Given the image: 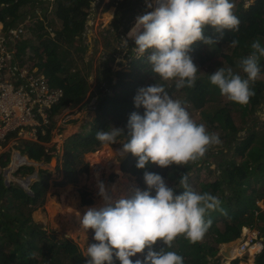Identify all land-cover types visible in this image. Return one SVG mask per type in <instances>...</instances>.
<instances>
[{
	"label": "trees",
	"instance_id": "1",
	"mask_svg": "<svg viewBox=\"0 0 264 264\" xmlns=\"http://www.w3.org/2000/svg\"><path fill=\"white\" fill-rule=\"evenodd\" d=\"M143 2L144 0H111L104 9L114 5L117 24L122 25L123 32H126ZM231 2L234 4L233 13L240 21L238 30H224L221 36L210 27L206 28L205 35L211 36L217 43L205 45L197 42L192 46L189 55L198 68L195 84L191 88L177 90L175 80L162 81L152 72L147 61L150 52L138 59L132 51L128 55L126 69L112 68L115 55L120 48L112 46L107 40L103 41V48L108 53L101 63V69L96 70L94 87L91 89L87 77L89 63L82 58L86 44L81 39L91 0H51L53 11L47 15L43 14L45 8L41 5L45 3L48 5L49 0H0V21L3 22L4 28L20 22L27 28L16 41V51L21 64L35 66L44 74L50 86H60L63 89V97L52 108V113L59 112L68 103L74 106L86 98L84 102L95 95L97 97L90 132H85L84 134L88 133L85 136L79 132L73 133L62 142L60 161L62 176L60 180L52 181L53 186L74 184L77 178L76 171L87 170L88 164L85 162L80 167L77 164L76 170L72 165L75 161L82 162L83 153L93 152L96 146L102 144L96 140L98 131H107L114 127L124 130L127 135L126 125L130 114L144 113L142 107L137 109L134 106V97L138 89L156 83L163 85L169 96L178 100L182 106L186 107L191 103L193 107L199 109L204 125L210 133L217 134L220 138L224 136L223 143L212 144L202 158L187 165H173L161 169L150 164L141 170L136 167V158L129 153L120 166L123 172L134 177L141 191L147 190L144 182L145 171L159 174L177 194L184 190L180 181L181 177L186 175L187 183L193 191L201 194L210 193L218 199V207L205 216L206 222L210 220L211 223L201 240L191 243L183 236H178L171 248L162 242L154 246L157 251L161 249L175 251L183 257L184 264H220L217 256L220 246L239 238L243 227L258 226V235L263 236L264 240V210L258 206V201L264 202V122L258 121V117L255 116V111L264 101V82L258 78L251 82L250 89L255 95L250 98L247 105H239L228 101L209 80V75L220 67H231L234 73L243 76L239 64L251 53L252 42L259 39L261 46L264 47V0ZM38 9L43 14L41 19L35 14ZM22 16L25 17V21L22 20ZM32 20L35 24L31 26ZM232 40H238V45L232 47ZM221 45L230 49V55L224 65L218 64L213 69L208 60L220 55ZM128 46L134 48L131 42H128ZM79 63L81 65H78ZM259 64L262 75L264 57L260 58ZM220 98L224 103L215 104ZM210 103L211 109H208ZM247 117H250V120H247ZM78 119L79 114L76 112L68 117L67 125L76 124ZM257 122L260 124L258 129L255 128ZM245 127L249 136H246V140L244 138L240 141L238 133ZM49 136L48 130L45 136H39L38 141H22L20 149L23 145L24 149L21 151L26 152L29 159L49 162L51 155L44 151L41 144L49 141ZM118 140L126 142L127 137L121 135ZM223 148L231 153L229 156L223 155L216 162L219 172H214L212 178L202 180L197 171L201 168L207 169L210 164L207 158L216 156ZM241 156L244 157L240 159ZM9 159V152H3L0 156V166L5 167ZM203 163L205 166L201 167ZM33 170L32 165H22L16 173L22 177L31 174ZM195 172L197 173L194 175ZM50 176L51 172L48 169L39 168L38 178L29 184L31 193H28L18 183H5L3 172H0V240L4 239L0 245V264H86L87 257L81 254L73 241L68 238L52 240L45 237L44 230L40 229L32 218V211L44 204ZM226 188L229 190L228 193L225 192ZM79 191L81 204H90V193L85 188ZM246 192L257 196L254 199L252 196L248 198ZM152 195H155L154 191ZM75 202L78 205L77 198ZM231 245H226L223 252ZM137 258L142 259L143 256L138 255L132 259ZM239 261V258H234L228 264H238ZM114 264H119L115 257ZM255 264H264V246L257 254Z\"/></svg>",
	"mask_w": 264,
	"mask_h": 264
},
{
	"label": "clouds",
	"instance_id": "2",
	"mask_svg": "<svg viewBox=\"0 0 264 264\" xmlns=\"http://www.w3.org/2000/svg\"><path fill=\"white\" fill-rule=\"evenodd\" d=\"M156 4L155 10L136 18L127 38L121 41L127 48L128 40L134 41L135 47L131 50L138 59L150 52L147 61L160 80H175L177 90L191 88L198 72L189 55L192 46L197 42L217 43L205 35L206 28L210 27L221 36L224 30H238L240 21L233 13L234 4L231 0H156ZM147 6L152 8L151 3ZM238 43L232 40L231 46ZM251 49L239 64L243 76L234 73L231 67H220L209 75L211 85L235 104L247 105L255 95L250 83L261 73L259 61L264 57V47L257 39L252 42ZM134 106L142 107L144 113L130 114L127 135L124 130L113 127L98 131L96 140L112 145L118 143L121 135L126 136V142L120 143L119 155L130 153L136 158L138 169L150 164L161 169L187 165L202 158L209 146L220 142L217 136L207 132L204 124H197L161 84L138 89ZM144 182L147 190L134 188L129 196L115 201L114 206L103 183L98 185V194L107 206L88 208L80 221L83 230L94 232L96 241L87 246L86 264H114V257L119 264H184L183 257L175 251H157L154 246L162 242L171 248L178 236L191 243L203 238L211 223L210 220L206 222L205 216L219 204L216 197L193 191L186 175L181 177L184 190L179 194L159 174L145 171ZM247 229L256 230L243 227L242 236ZM138 255L143 258L132 259Z\"/></svg>",
	"mask_w": 264,
	"mask_h": 264
},
{
	"label": "rangeland",
	"instance_id": "3",
	"mask_svg": "<svg viewBox=\"0 0 264 264\" xmlns=\"http://www.w3.org/2000/svg\"><path fill=\"white\" fill-rule=\"evenodd\" d=\"M49 1L50 3L48 5L47 3L41 5L42 7L45 8V10L43 11L44 15H47L48 13L50 14L53 11V4L51 3V0ZM110 2L111 0H91V7L89 9V13L87 16L85 31L83 32V35L81 37V39L83 40V43L86 44V49H85L84 54L82 55V58L84 59L83 61H87L89 63L90 68L88 70L87 77H88L91 89H93L94 87L95 78H96V70L101 69V65H102L101 63L106 58L107 53H108V51L103 48V41L107 40L109 43L112 44V46H116V48L118 46L120 48L118 50V53H116L115 55L112 68L126 69L127 62L129 60L128 55L131 54L132 47L128 46L127 48V47L122 46L123 43L121 40L127 38V34L132 29V27H134L136 18L138 16H141L148 11L155 10V8L158 6L156 4V0H144L143 4H141V7L138 9V12H136V14L134 15L130 23V28L126 32H123L122 25H118L116 18L114 17V12H115L114 5L109 6V8L107 9H104L105 5ZM149 3L152 4L151 9H149L147 6ZM35 14L37 15V18L39 19H41L43 16L40 9H38ZM22 20L25 21V17L23 18L22 16ZM31 24L33 25L35 24V22L32 20ZM128 42L133 43L135 47V43L133 40H128ZM221 48L222 49H221L220 55H217L208 60V64L212 65L213 69L218 64L224 65L226 62V58L230 55V49L227 46L221 45ZM78 65H81V63H79ZM258 79L264 82V74L260 75ZM96 98L97 97L95 95L92 99L90 98L91 100L89 99L87 102H84L87 99L86 98L83 102L71 107L70 111L77 110V113L79 114V119L77 123L74 125L66 124L62 126L61 128L62 138L65 139L69 137L71 134L76 133V132H79L83 136L87 135L90 132L88 125L92 124L94 116H95L94 108L92 107V105H93V101H95ZM223 103L224 101L222 100V98H220L219 100H216L215 102V104H221V105ZM207 105L208 104H205V106ZM210 106H211V103L209 104L208 109H211ZM185 108L188 111L190 117L195 122H197V124H204V120L201 117L199 109L193 107L191 103L187 104ZM255 116L258 117V121L264 122V101L261 103L260 108L255 111ZM247 120H250V117H247ZM247 127H249V123H247ZM247 127L242 128V130L238 133V136H239L238 139L240 141L241 140L243 141L244 138L246 140V136H249ZM259 127H260V124L259 122H257V124L255 125V128L258 129ZM206 130L208 131L207 128ZM87 131L88 133L84 134ZM208 133L214 134V133H210V131H208ZM214 135L219 138L220 144L224 142V136H221L220 138L217 134H214ZM117 142L118 143L112 144V145L102 143L96 146L95 151L83 153L81 157L82 162L75 161L74 162L75 164L72 165V168L76 170L84 162L88 164L86 171H82V172L76 171V174H77L76 183L74 184L69 183L60 188L56 186L48 187L45 193L44 204L42 206H37L32 211V218L34 222L37 224V226L40 229L44 230L45 237H48L49 239H52V240H58L60 238H68L78 246L81 254L85 257H86L87 246L93 244L94 232L92 230H88L87 232L83 230L81 228L80 221L84 213L86 212L87 208L99 209L101 207L107 206L105 203V200L98 194L99 193L98 185L101 182L103 183L106 194L110 198L113 205L115 201H117V198L119 199L118 194L122 193L123 191H127L128 195L131 194L130 186H133L134 188H139L141 190V188L139 187V184L135 181L134 177L121 170V167H120L121 164H119V161H124V160L118 161L117 159L121 156L119 155L122 149V144L120 143H124L125 141L118 140ZM219 143L215 145H219ZM229 144L232 145L233 143H229ZM5 147L6 146H3L2 148L4 149ZM58 150H59V153H58ZM58 150H56V153H53L52 156H55V154H58L57 156L59 157L60 151H62V147L59 146ZM222 150L223 151L220 153H217L216 156L207 158L210 161V164L207 169L203 170L201 168L200 171H197L199 172L200 178L202 180L209 179V177L212 178L214 177L213 175L214 172H219L216 166V162L219 161L223 155L229 156V154L231 153V151L228 152L226 148H223ZM102 155L105 159V163L107 164V167H106L107 171L100 172V175L96 180L95 174H94V171H95L94 165L96 163L95 160L96 158H99ZM57 156L52 157L49 160V162L39 167V168L48 169L51 172L49 185L53 180H56V181L60 180L62 176L60 162H58ZM127 157L128 156H125V158ZM243 157L241 156L239 158L241 159ZM122 158H124V155L122 156ZM107 159L109 161H107ZM60 160H61V157H60ZM28 161H30V159H28ZM77 164H78V167H77ZM201 165H202L201 167L205 166L204 163ZM197 172H195L194 175ZM110 177H112L111 180L109 179ZM10 178H11L10 180L11 183L17 184V181L15 179H13L12 177ZM33 180L34 178H31L29 184ZM81 188H85L86 191L90 193L89 197L91 198V202L88 205H83L80 202L79 189ZM119 188H122V189L119 190ZM66 191L72 192L73 196L75 195L74 196L75 208L78 207L77 209L79 210V207H81V209L77 212L78 214L81 215L80 220H76L77 218L74 216H72V219L69 220L66 216V212L61 207L60 203L63 204L62 197H63L64 192ZM118 191L120 192L118 193ZM225 192L226 193L229 192L228 188L225 189ZM246 196H248V198L252 196V198L254 199V197H256L257 195L252 194L250 192H246ZM76 198L78 201V205L75 202ZM10 201L11 200H9L8 202L9 204H10ZM258 206L259 208L264 210V203L261 200L258 201ZM252 229L259 230V227L258 226H256L255 228L252 227ZM241 237H242V234L240 235L239 238ZM260 237H262L263 239V236H260ZM239 238H237L230 244L237 246L238 244L237 242H239ZM2 241H4V239L0 240V245L2 244L1 243ZM230 244H224V245L222 244L220 246L218 250V254H217L219 261H221L222 251H224L223 248L226 245H230ZM263 246L262 244H260L258 248H256L255 246H252L250 250L248 251L249 255L247 256H244L245 252L241 254L239 253L237 254L236 252V254L239 256L238 258H240V262L238 264H253L252 254L257 255L261 251ZM233 250H237V248H235L234 246L233 249H231V251ZM231 251L228 250L226 253L224 252L225 253L224 256L226 257L227 261H230L231 260L230 258H232L234 254V253L233 254L230 253ZM222 263H225V261Z\"/></svg>",
	"mask_w": 264,
	"mask_h": 264
},
{
	"label": "built area",
	"instance_id": "4",
	"mask_svg": "<svg viewBox=\"0 0 264 264\" xmlns=\"http://www.w3.org/2000/svg\"><path fill=\"white\" fill-rule=\"evenodd\" d=\"M25 27L20 22L4 28L0 21V153L7 152L2 147L8 142L19 146L25 140L38 141L49 130V141L41 144L52 155L62 146V126L77 110L70 111L73 105L68 103L53 114L52 108L63 97L62 87L50 86L35 66L21 64L16 41L27 30ZM16 159L19 165H25L20 155ZM260 244L257 232L247 229L237 244V252L241 254Z\"/></svg>",
	"mask_w": 264,
	"mask_h": 264
},
{
	"label": "crops",
	"instance_id": "5",
	"mask_svg": "<svg viewBox=\"0 0 264 264\" xmlns=\"http://www.w3.org/2000/svg\"><path fill=\"white\" fill-rule=\"evenodd\" d=\"M78 105V104H77ZM70 131V130H69ZM6 147L4 148L5 150H7V152H9L10 153V158H11V160H10V162H9V164H7L5 167H1L0 166V170L1 171H3V170H5L4 172H6V178L8 179V180H11V178L10 177H12L13 179H15L16 181H18V180H20V177L21 176H19L17 173H16V171L20 168V165H19V163H18V159H16V158H18V156L20 155L23 159H29L28 158V155H27V153L26 152H22L21 151V149L23 148V145H22V148L20 149V145L19 146H17V145H12L10 142H8L6 145H5ZM24 149V148H23ZM58 153H59V150H58ZM61 154H62V151H60V154H59V157L57 156L58 154H55V156H51V158L52 157H56L57 156V158H58V162H60L61 160H60V157H61ZM0 156H1V153H0ZM50 158V159H51ZM14 159H16V160H14ZM30 160H32V159H30ZM32 161H34V160H32ZM34 162H36L37 163V165L34 167V170H37L38 171V169H39V167H41V165H43V164H45V163H47V162H44V161H34ZM10 166V167H9ZM12 168V169H11ZM7 169V170H6ZM11 170V171H10ZM3 172V173H4ZM25 176H28V175H24V176H22V178H24L25 179ZM31 184V183H30ZM50 186H53L52 185V182L50 183V185H49V187ZM28 187H29V185H28ZM57 187V186H56ZM58 188H60V187H58ZM264 203V202H263ZM78 208V207H77ZM256 230H252V232H255ZM257 239H258V241L262 244V246L264 245V240L262 239V237H260V236H257ZM236 240V239H235ZM234 241V240H233ZM233 241H231V242H233ZM231 242H228V243H225V244H229V243H231ZM224 245V244H223ZM237 247V246H236ZM224 249V248H223ZM222 250V249H221ZM237 254H238V252H237ZM256 256L257 255H255V254H252V262H253V264H254V262H255V258H256ZM239 256L238 255H236L235 257H233L232 259H234V258H238ZM224 259V260H223ZM231 259V260H232ZM240 259V258H239ZM225 261V263H222V262H224ZM228 262L229 261H227L226 260V257L224 256V252L222 251V256H221V261H220V264H228ZM240 262V261H239Z\"/></svg>",
	"mask_w": 264,
	"mask_h": 264
},
{
	"label": "bare ground",
	"instance_id": "6",
	"mask_svg": "<svg viewBox=\"0 0 264 264\" xmlns=\"http://www.w3.org/2000/svg\"><path fill=\"white\" fill-rule=\"evenodd\" d=\"M25 160H27L28 161V159H26L25 158ZM96 163H95V165H94V168H95V171H94V174H95V179L97 180V178L99 177V175H100V172H102V171H107V169H106V167H107V164L105 163V159H104V157H103V155L102 156H100L99 158H96ZM108 161V160H107ZM115 165H116V163H115ZM122 188H119V190H121ZM68 190V189H67ZM120 191H118V193H119ZM70 193V194H69ZM75 196V195H74ZM74 196H73V193L72 192H70V191H66V192H64V194H63V197H62V200H63V204L62 203H60L61 204V207H62V209L66 212V216H67V218L70 220V219H72V216H74V217H76L77 219L76 220H80V218H81V215L80 214H78L77 212L81 209V207H79V210L77 209V208H75V206H74ZM122 196H124V197H126V196H128V193H127V191H123L122 193H120V194H118V197H119V199L122 197ZM117 200H118V198H117ZM88 209V208H87ZM86 210V209H85ZM81 213V212H80ZM68 220V221H69ZM238 243V242H237ZM235 246V248H237L236 247V245H231L227 250H225V253L228 251V250H230L231 251V249H233V247ZM236 252H237V250H233V251H231L230 253H234L233 254V256H232V258L233 257H235V255H237L236 254ZM224 253V254H225ZM231 254V255H232ZM232 258H230V259H232ZM230 259H228V260H230Z\"/></svg>",
	"mask_w": 264,
	"mask_h": 264
},
{
	"label": "water",
	"instance_id": "7",
	"mask_svg": "<svg viewBox=\"0 0 264 264\" xmlns=\"http://www.w3.org/2000/svg\"><path fill=\"white\" fill-rule=\"evenodd\" d=\"M88 128L90 129L91 127H90V125L88 126ZM129 154V153H128ZM128 154H124V158H122V156H120L117 160L119 161V160H125L126 158H125V156H128ZM122 158V159H121ZM123 161H119V164H121ZM25 165H32V166H36L37 165V163L36 162H34V161H32V160H30V161H27V160H25ZM10 167V166H9ZM12 169V168H11ZM7 170V169H6ZM5 170H3V172H4ZM11 171V170H10ZM3 175H4V177H5V183H8V179L6 178L7 176V174H6V172H4L3 173ZM31 178H34V180L35 179H37L38 178V171L37 170H34L31 174H29L28 176H26L25 177V179H20V180H18V184L26 191V192H28V193H31V191H30V189H29V187H28V184H29V182H30V179ZM130 189H131V191H132V189H134V187L133 186H130ZM130 195V194H129ZM128 195V196H129ZM247 255H249V252H245L244 253V256H247Z\"/></svg>",
	"mask_w": 264,
	"mask_h": 264
},
{
	"label": "flooded vegetation",
	"instance_id": "8",
	"mask_svg": "<svg viewBox=\"0 0 264 264\" xmlns=\"http://www.w3.org/2000/svg\"><path fill=\"white\" fill-rule=\"evenodd\" d=\"M34 171V170H33Z\"/></svg>",
	"mask_w": 264,
	"mask_h": 264
}]
</instances>
